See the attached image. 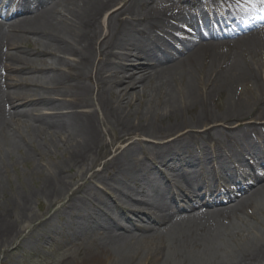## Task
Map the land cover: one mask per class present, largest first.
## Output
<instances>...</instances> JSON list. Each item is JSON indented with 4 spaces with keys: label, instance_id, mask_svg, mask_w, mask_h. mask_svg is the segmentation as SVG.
<instances>
[{
    "label": "bare ground",
    "instance_id": "6f19581e",
    "mask_svg": "<svg viewBox=\"0 0 264 264\" xmlns=\"http://www.w3.org/2000/svg\"><path fill=\"white\" fill-rule=\"evenodd\" d=\"M135 1L53 0L49 4L40 0L38 12L15 19L17 26L5 30L0 25V186L3 156L28 150L35 137H42V128L32 132L14 119L29 117L28 110L13 112L10 108L18 98L41 97L38 90L27 87L37 85L36 73L48 72L47 81L38 85L49 95L41 104L53 102L52 95L64 100L51 103L55 113L42 122L62 130L67 144L63 153L68 155L43 192L51 200H61L50 218L66 213L67 226L74 232L88 229L110 237L119 235L96 244L97 250L82 264H261L264 222L257 216L264 213V183L256 184L259 177L255 173L254 178L250 176L254 186L239 191L232 205L211 204L212 210L205 213L194 212L191 204L197 193L193 188L205 187L202 175L195 177L192 191L185 193L180 184L188 168L198 166L202 173L209 168L207 162L213 158L209 146L219 158L230 139L242 144L262 137L260 129H255L251 132L258 137L252 139L243 122L250 116L264 119V26L251 27L234 39L237 32L227 37L228 33L214 31L208 36L213 40L196 38L174 56L165 57L167 36L177 27L172 21L186 20L187 15L175 7V1L140 10ZM119 5L107 25H102L101 16ZM140 15L145 16L144 22H136ZM153 15L155 20L149 19ZM133 51L139 52V59L128 74ZM11 71L20 75L10 76ZM219 95L224 96V107L216 111L209 102ZM220 124L239 125L229 133L221 132ZM194 127L206 129L193 133ZM136 137L167 140L144 146ZM127 141L133 147L122 150L121 144ZM42 144L49 152L59 149L52 143ZM140 149L152 152L162 166H168L169 176L150 180L136 170L124 152ZM71 165L83 169L73 184L62 174ZM97 166L102 169L96 171ZM100 176L122 187L117 190L122 199L116 203L105 200V210L89 204L92 195L85 197ZM169 180L176 185L183 210L188 211L183 220L176 219L177 202L166 204ZM26 209L27 202L22 212ZM145 209L152 216L143 229H137L133 221L142 219ZM9 227L0 224L5 233H10ZM129 231L138 236L133 246L126 243H130L131 236H125Z\"/></svg>",
    "mask_w": 264,
    "mask_h": 264
},
{
    "label": "rangeland",
    "instance_id": "374dc122",
    "mask_svg": "<svg viewBox=\"0 0 264 264\" xmlns=\"http://www.w3.org/2000/svg\"><path fill=\"white\" fill-rule=\"evenodd\" d=\"M182 1L183 0H136L134 5L140 10V8H154L158 6L157 2L164 5L174 3L176 4L175 7L184 6ZM48 2L50 4L53 2V0H48ZM120 7L121 5L104 13L101 16L102 25H107L110 14ZM37 12L38 9L35 10L33 14ZM140 12L143 13L144 10H141ZM30 13H28V15L24 14L23 16H29ZM127 16L128 15H125V17ZM155 18L156 15L149 17V19L152 20H155ZM144 20L145 16L140 15L137 17L136 22L141 23L144 22ZM173 23L174 20L172 21V24ZM0 24L5 30L10 29V27L17 26L16 21L8 19L3 20L1 17ZM141 29L143 28L140 27L139 24V33L141 32ZM175 34L180 38L186 36V32H183L182 30H179V32ZM137 55H139V52L133 51L132 61L128 64L130 68V70L127 71L128 74H132V68L138 62L139 58ZM68 59L72 61L74 57H68ZM47 73L48 72H45L44 74L36 73L35 81L37 82V85H29L27 87L31 88L32 90H38L41 97H33L28 99L18 98L15 100L14 106L10 108V111L13 112H17L22 109L28 110L29 117L16 116L14 119H19L17 121L20 122V124H26L32 132L42 128L43 138L41 137L36 139L35 137L32 145H29L28 150H26L27 148L23 151L21 150L20 152L13 150L10 155L5 154L3 156V172L1 174L2 184L0 186V224L6 223L11 227H9L10 233H5L4 230H0V264H82L92 253L97 250L96 247L98 245L96 244L103 245L106 242H110L111 238L117 239L119 237V235L110 237L106 233L99 234L88 229L74 232L67 226L70 224V221L68 214L66 213H61L59 215L56 214L54 218H50L61 204V200H51L50 198L43 196V192L50 177L59 171L58 165L61 162H64V160L68 158V155L63 153V150L67 148V144L65 143L66 140L62 135V130L49 127L44 122H42L44 117L46 118L47 115L55 113V111L50 108L51 103L64 100L63 96L52 95L51 101L53 102L41 104L42 100L44 101L49 99L47 98L49 96L47 95V92H42L39 90L38 86L40 83L44 84L45 81H47L45 78ZM9 74L10 76L20 75L19 72L13 73L12 71L9 72ZM247 88L249 89L250 87L247 86ZM240 89L242 91L245 90L244 86H241ZM11 90L17 91L15 88H11ZM223 98V95H219L218 97L214 96L209 102L210 107L213 108V110L221 111L224 107ZM136 109L139 108L136 106ZM66 111V109H63V112ZM101 117L102 116H99V118ZM251 118L252 116L249 117L247 122H243L244 125L247 124L245 131H249L250 133L252 130L255 131V129H260V132H262L261 129H264V119L259 121ZM239 124H220L223 126L221 132H236V126ZM205 129L206 128L194 127L193 133L203 132ZM257 135L258 133L253 134L252 132L249 134L251 137H256ZM219 136L221 135L218 134L216 137ZM136 138L142 139L144 141L142 142L144 146L160 143L162 144L167 140L166 137ZM230 141L231 142L229 143L228 149L233 150L242 147L244 143V141H240L242 144L239 142L233 143L231 139ZM42 143H52L54 146H59V149H52L49 152L45 150ZM131 143L132 141H127L126 143L121 144V149L124 150L125 148L128 149L133 147ZM209 145L212 146V144ZM143 150L144 149L133 151L130 154L124 152V155L129 156V160L133 167L138 170L146 179L154 180L155 177H160V175H163V177L169 176L171 172L168 169V166L164 167L159 165L160 163L155 159L156 157L151 155L152 152ZM209 151L210 153H213L212 147L210 146ZM68 168L63 170L62 174L67 177V182L73 184L82 176L83 169H81L79 165H71ZM101 169L102 167L100 166L95 167L96 171ZM103 174L104 172H101V175ZM107 178H109V175ZM111 181V179H104L101 176L98 177L97 180L93 181L92 191L85 193L86 198H89V196L92 195L89 199V204H91L92 207H102L105 210V200H111V202L116 203L118 198L122 199L120 193L117 192L119 188L122 190L120 182L113 183ZM25 202L28 204V209H26L23 213L22 206H24ZM185 217L186 216H182L181 219H185ZM257 217L259 221L262 223L264 222V213L258 214ZM42 223L45 224L43 225ZM141 224V221H136L135 223V225L138 227H140ZM121 233L123 232L120 231L116 234ZM148 233L150 232H145V234ZM132 235L133 234L130 231L125 234V236H131L129 237L130 243H126L132 244L133 246L136 244V238L138 236L136 233L134 237ZM261 264H264V257L262 258Z\"/></svg>",
    "mask_w": 264,
    "mask_h": 264
},
{
    "label": "snow or ice",
    "instance_id": "6c2138e0",
    "mask_svg": "<svg viewBox=\"0 0 264 264\" xmlns=\"http://www.w3.org/2000/svg\"><path fill=\"white\" fill-rule=\"evenodd\" d=\"M259 2H260L262 5H264V0H259Z\"/></svg>",
    "mask_w": 264,
    "mask_h": 264
}]
</instances>
